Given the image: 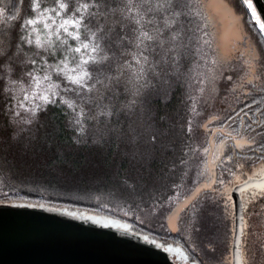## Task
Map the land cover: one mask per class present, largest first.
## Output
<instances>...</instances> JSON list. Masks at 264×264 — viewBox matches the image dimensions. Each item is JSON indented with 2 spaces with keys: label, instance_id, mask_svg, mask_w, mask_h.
<instances>
[{
  "label": "snow or ice",
  "instance_id": "snow-or-ice-1",
  "mask_svg": "<svg viewBox=\"0 0 264 264\" xmlns=\"http://www.w3.org/2000/svg\"><path fill=\"white\" fill-rule=\"evenodd\" d=\"M242 3L245 7L244 14L237 13L231 0H213L210 5L228 21L235 37L231 52L225 53L217 52L212 47V36L206 30L211 18L202 16L198 10L206 6L201 5L199 0H111V3L109 0H30V15L22 17L20 25L22 34L18 56L22 54V58L15 63L0 64V94L4 97V114L12 125L23 124L30 128L39 121L41 115L58 109L67 118V127L71 129L75 143L86 144L91 141L94 145H103L105 132L97 129L95 135L98 139H93L89 134V127L110 122L114 115L121 113L135 114L149 103L159 82L161 66L168 63V52L174 51L176 42L182 40L187 23L200 34L197 39L202 40L204 47L209 49L204 55L207 63L206 72L200 81L201 94L209 90L208 85H211L210 92L214 96L221 95L222 89L227 95L229 91L236 92L239 88L244 90L242 95H251L252 91L262 94L256 118L245 124L249 137L244 143L254 154L259 153L258 159L261 162L260 179L255 184L242 179L243 170L249 167L251 157L239 159L240 153L236 149L241 145L238 142L230 144L229 141L234 140V137L224 130L228 121L233 119L230 113L217 116L219 127L206 128L209 135L205 141L207 147L196 144L193 140L194 119L199 115L195 107L198 101L194 98L193 107L187 116V125L182 126L186 141L181 149L182 157L185 150L188 156L202 152L205 156H212L213 164L211 182L198 186L192 198H185L188 204L184 210L195 221L203 207L198 203L201 193L203 189H210L204 195V200L211 201L219 208L221 215L229 219L235 207L232 204V188H236L247 200L264 198V20L253 0H242ZM3 11L5 9H0V12ZM245 16L247 24L256 31L255 43L244 29ZM193 17L202 22L193 24ZM109 18L112 27L107 24ZM117 29L125 34L119 35ZM126 46L133 47L135 51L130 53V59L118 63L125 54L123 50ZM166 48L168 51L157 61V49L163 51ZM234 61H240L238 74ZM101 89L104 92L100 99L106 98L112 90H115L114 96L123 95V106L117 108L114 104H96V93ZM158 95L160 102H169L170 97L166 93ZM91 106L98 109L95 116ZM160 119L163 120L164 117ZM217 132L223 137L219 143H216L214 135ZM157 140L158 136L154 133L151 141L155 144ZM168 150L165 145L163 151L166 153ZM156 159L154 153L149 154V163ZM186 164L187 160L180 158L178 164L173 163L172 167L176 169ZM216 165H222L218 172ZM241 184L243 187H240ZM117 185L130 196H139L141 202H146L144 198L147 197L152 202L149 206L153 211L164 204L174 203L172 195H165L161 191L163 185L157 179L152 180L149 186L147 182L141 184L134 177L124 176L118 179ZM181 186L182 182L168 186V190L175 192L176 200L180 199ZM248 189L258 191L248 192ZM28 206L44 207L43 204ZM245 207L242 201L240 208ZM92 219L103 223L101 219ZM240 222L244 223L243 216L240 217ZM180 223L181 217L177 215V227L172 230L180 231ZM119 226L129 227L127 224ZM144 239L148 240V237L145 236ZM156 246L164 247L162 243H157ZM175 250L182 256H187L181 248L177 247ZM166 251H173V247L169 245ZM187 258L191 260V264H199L198 260L190 256Z\"/></svg>",
  "mask_w": 264,
  "mask_h": 264
},
{
  "label": "trees",
  "instance_id": "trees-1",
  "mask_svg": "<svg viewBox=\"0 0 264 264\" xmlns=\"http://www.w3.org/2000/svg\"><path fill=\"white\" fill-rule=\"evenodd\" d=\"M199 2L201 5H206L198 9L202 16L211 18L210 26L206 30L212 36L213 49L217 52H231L235 37L228 21L210 6L213 0H199ZM231 2L238 14L245 13L242 0H231ZM29 4L30 0H0V9H5L0 12V64H2V52L10 57L17 50L22 17L26 18L30 15ZM191 19L193 24L202 22L195 17ZM246 21L245 16L244 29L255 43L256 31ZM107 24L112 27L111 18ZM185 29V35L182 40L176 42L175 50L168 52V63L161 66L159 82L149 98V103L135 114L121 113L118 116L114 115L110 122L90 126L89 134L93 139H98L95 135L97 129L105 132L103 145H94L91 141L77 144L66 128L61 130L58 136L48 134L47 143L49 146L52 144L51 149H53L50 153L52 160L51 164L40 167H45V172H39L40 168L32 171V166L25 163L26 161L20 165L16 159L11 157L8 159L12 151H9V144L2 143L0 201H11V203H0V206L43 204V208L60 209L61 212L73 213L74 216L87 215L101 217L107 221L118 220L129 225L134 232L148 235L150 238L161 239L170 233L167 235L169 236L167 241L181 248L187 253V257L198 260L199 264H233L235 207L231 218L225 219L216 205L204 200V195L210 189H205L201 193L198 203L203 207L198 218L195 221L191 220L190 215L183 209L179 213L180 231L169 230L171 229L169 214L174 207L193 194L198 186L210 183L212 180L211 155L205 156L202 152H197L188 156L185 150V155L182 157L181 149L183 142H186L182 126L187 125V116L193 107L194 98L198 101L195 107L199 115L194 119L193 140L196 144L207 147L205 141L209 135L206 133V128L219 127L217 116L222 117L230 113L233 119L228 121L224 129L234 137L229 143L234 145L238 142L241 145L236 149L240 153L239 159L251 157L248 162L249 167L243 170L242 179H260L259 153L254 154L244 142L249 137L245 124L256 118V109L261 103L262 94L252 91L251 95H242L244 90L239 88L236 92L229 91L227 95L222 89L221 95L214 96L210 92L211 85L207 86L209 90L201 94L200 81L206 72L207 63L204 55L209 49L204 47L202 40L197 39L200 34L196 33L194 28L186 23ZM116 31L121 36L125 34L122 30ZM113 38L115 39V33ZM168 47L170 48L171 45ZM132 48L126 46L123 50L125 53L123 58L117 62L123 63V60L130 59L129 52ZM167 51V48L163 51L157 49V61ZM232 54L236 55V53ZM234 63L238 74L240 61ZM233 79L235 80V75ZM103 92L104 90L101 89L98 95L101 97ZM114 92L115 90L110 91L104 99L97 97L96 104L104 106L114 104L117 108L123 106L125 98L123 95L114 96ZM164 93L170 97L166 104L160 102L158 95ZM0 114V139L7 136L12 138L7 131V123L3 121L1 109ZM55 117L57 121L54 120L53 126L62 127L64 123L61 119L64 114L57 110ZM161 117L164 119L161 120ZM113 129H115L114 133ZM154 133L158 136L155 144L151 141ZM28 135L27 130H24L20 141L22 146L26 145ZM214 135L216 143L223 138L219 132ZM18 144L19 140H16L12 146L18 147ZM165 145L169 149L166 153L163 151ZM31 153L34 154L32 151ZM150 153H154L157 157L151 163L148 162ZM180 158L187 160L186 166L173 169V163L178 164ZM215 167L218 172L222 165ZM124 176L134 177L140 180L141 184L147 182L149 186L152 180H159L163 185L161 191L165 195H172L174 203L164 204L153 211L149 206L152 202L147 200V197L144 198L146 202H141L139 196H130L122 187H118V179ZM181 182L180 199L176 200L175 192L168 190V186ZM247 191H258V189ZM242 200L246 205L241 247L242 264H264V198L247 200L242 197ZM232 204L234 205L233 197Z\"/></svg>",
  "mask_w": 264,
  "mask_h": 264
},
{
  "label": "water",
  "instance_id": "water-1",
  "mask_svg": "<svg viewBox=\"0 0 264 264\" xmlns=\"http://www.w3.org/2000/svg\"><path fill=\"white\" fill-rule=\"evenodd\" d=\"M253 2L264 20V0ZM258 180L247 181L255 184ZM231 194L235 206L233 264H242L243 200L236 188ZM187 204L188 200L177 211ZM92 217L41 207L0 206V264H176L148 235L120 227L124 224L118 220L109 224L95 217L103 220L97 223Z\"/></svg>",
  "mask_w": 264,
  "mask_h": 264
},
{
  "label": "rangeland",
  "instance_id": "rangeland-1",
  "mask_svg": "<svg viewBox=\"0 0 264 264\" xmlns=\"http://www.w3.org/2000/svg\"><path fill=\"white\" fill-rule=\"evenodd\" d=\"M100 23H104V22L100 21ZM107 23H108V21H107ZM19 34L20 35L18 38V43L16 46L17 50H16L15 54H13L9 57L8 54H5L4 52H2L1 53L2 64H6L9 62L15 63L18 59L22 58V54L20 56H18V48L20 45V36L22 34L21 30H20ZM133 51H135L134 48H132L130 50L129 56H130V53ZM98 94L99 93L97 92L96 97H100V95H98ZM3 107H4V97H3V94H0V109L2 110L3 121H5L7 123V127H6L7 131L12 135V138H10L8 136H7L8 138L7 137H5L4 139L1 138L0 139V146H2L5 143L9 144V146H10L9 151H12L13 153L11 152L8 159H11V158L16 159V162H18L20 165H21V163L26 161L25 163H28V164H30V166H32V168H31L32 171H35L36 168L38 170L41 166H47L48 163H50L52 160V159H50V153L53 152V149H51L52 144H50V146H49V144L47 143L48 134L52 133L54 136H58V135H60L61 130L66 128L67 131L73 135V133L71 132V129H69L67 127V118L65 116L62 117L63 119H61L62 122L64 123V124H62V127H56L55 128L53 126L54 120L57 121L55 114H56V111L58 109H54L51 112H48V113L41 115L39 121L37 123L33 124L30 128H28L23 124L12 125L10 119L4 114ZM91 107H92V114H93V116H95L98 109L95 106H91ZM0 117H1V114H0ZM89 129H90V127H89ZM24 130H27L29 135H28L27 143H25L26 145L22 146V143L20 141H21L22 133ZM16 140H19L18 147H13L12 145L14 144V141H16ZM31 145H33V146L30 147ZM31 151L34 152L33 155L31 153ZM34 165H36L37 167H35ZM52 167H53V165H51V168ZM23 170H26V169H23ZM38 171L39 172H41V171L45 172L46 168L42 167Z\"/></svg>",
  "mask_w": 264,
  "mask_h": 264
},
{
  "label": "flooded vegetation",
  "instance_id": "flooded-vegetation-1",
  "mask_svg": "<svg viewBox=\"0 0 264 264\" xmlns=\"http://www.w3.org/2000/svg\"><path fill=\"white\" fill-rule=\"evenodd\" d=\"M258 11V10H257ZM244 119V118H243ZM197 189V188H196ZM195 189V190H196ZM233 189V188H232ZM194 190V191H195ZM205 189H203L204 191ZM194 196V193L187 196V198ZM187 199H184L181 203H179L178 205H176L173 209V211L169 214V221H170V225H171V229H169L170 231H173L172 229L175 228V226L177 227L176 224V216L179 215L180 212H182L181 210L185 209V207L179 211H177V208H179L181 206V204H183ZM170 233L166 234V237H163L161 239H156V238H151L153 240L151 241H155L156 243H162L164 245V247H160L162 248L170 257V259L176 263V264H191V260L187 258V256H182L180 252H177L175 249L177 248L175 245L169 243V241H167V239L169 238ZM171 245L173 247V251H166V248ZM234 261V260H233Z\"/></svg>",
  "mask_w": 264,
  "mask_h": 264
}]
</instances>
